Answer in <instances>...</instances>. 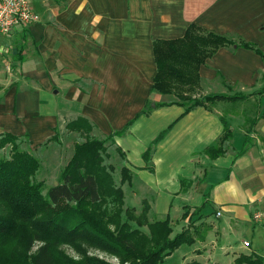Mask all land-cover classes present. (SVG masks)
I'll return each mask as SVG.
<instances>
[{"label":"crops","instance_id":"0c3cea01","mask_svg":"<svg viewBox=\"0 0 264 264\" xmlns=\"http://www.w3.org/2000/svg\"><path fill=\"white\" fill-rule=\"evenodd\" d=\"M28 1L36 21L0 38V134L38 150L54 135L65 138L66 124L78 117L101 139L132 121L113 136L132 172L125 204L139 214L146 207L148 223L168 219L171 237L185 230L193 236L174 251L180 264L262 259L264 241L260 249L255 241L264 233L251 216L264 194V93L253 94L263 87L264 61L229 46L199 67L193 98L248 96L241 101L185 112L152 85L153 42L179 39L191 24L252 43L264 55V0ZM147 103L152 109L143 113ZM224 122L231 135L221 142ZM210 147L223 153L211 158Z\"/></svg>","mask_w":264,"mask_h":264},{"label":"trees","instance_id":"16d2710c","mask_svg":"<svg viewBox=\"0 0 264 264\" xmlns=\"http://www.w3.org/2000/svg\"><path fill=\"white\" fill-rule=\"evenodd\" d=\"M229 46L253 50L264 61L263 53L254 44L217 35L193 24L179 39L155 40L156 73L152 89L162 95L175 96L186 106L185 112L217 101L246 99L248 96L243 94H208L189 102L173 93L177 85L198 88L199 67L219 48ZM262 93L264 77L262 89L253 94ZM162 105L165 104L155 107ZM151 109V104L147 103L142 112L148 113ZM65 128L88 135L94 125L78 117ZM124 129L102 140L90 137L74 143L72 156L57 184L45 194L42 182L35 180L40 169L38 159L20 149L21 137L0 134V149L10 146L9 157L0 158V264H110L87 254L88 249L113 256L119 264H163L180 246L193 243V236L187 230L171 237L168 219L148 223L146 207L138 216L134 215L132 207H125L122 185L131 183L132 172L122 166L120 183L115 184L113 167L104 164L103 155L105 143L113 142V136L123 134ZM230 135L225 123L220 141L224 142ZM162 136L163 133L154 143ZM56 139L54 135L47 143ZM116 150L123 158V153ZM206 152L211 158L223 153L219 147H210ZM150 153L148 149L143 154L147 162ZM185 216L186 213L182 215ZM132 221L137 227H132ZM142 226H146L147 233L140 230ZM62 247L71 248L77 257L66 254ZM184 264L201 263L191 260ZM233 264H264V260L254 254L240 255Z\"/></svg>","mask_w":264,"mask_h":264},{"label":"rangeland","instance_id":"374dc122","mask_svg":"<svg viewBox=\"0 0 264 264\" xmlns=\"http://www.w3.org/2000/svg\"><path fill=\"white\" fill-rule=\"evenodd\" d=\"M173 93L175 94L177 93L178 95L181 96L183 100H189V102H192L195 99H198L197 97L193 98V96L197 95L196 94L197 88L195 87L177 85ZM68 132L65 133L66 135L65 138L61 140H57V142L54 141L50 144H45L41 146V148L38 150H35L33 147H30L23 140L20 141V144H19L20 149L28 151L30 154L36 157L40 163V169L35 175V180L37 182H42L43 184L42 193L43 194H45L46 191L51 186L57 183L62 169L64 168V166L67 164V162L69 161L71 157L73 142L81 143L86 138H90V137L102 140L100 136H97L96 131L93 132V130L88 135L79 134L77 132H73V134L70 135ZM104 147H105L104 153H103L104 164L111 165L113 167L112 176H113L115 184L119 185L120 169L123 166L124 161L120 158L113 142H106ZM9 155H10V146L7 145L4 148L0 149V158H8ZM125 185L126 184L122 185V188ZM129 205H135V202L129 201ZM125 207H129V206L125 204ZM133 213L136 216L139 215V213L136 212L135 209H133ZM130 224L132 225V227H137V225L133 221L130 222ZM140 230H142L144 233H147V229L145 226L140 227ZM263 241H264L263 236L260 235V237H257L255 241V248L260 249L261 248L260 244ZM61 249H63L66 254L72 257H75V258L77 257V255L74 253V251L71 248L62 247ZM87 254L95 255L99 259L104 260L110 264H119V261L114 260L115 257L106 255L104 253H100L94 249H88ZM180 262L181 261L178 258L177 252H174V254L171 257H167L164 259L163 264H180Z\"/></svg>","mask_w":264,"mask_h":264},{"label":"built area","instance_id":"2783aa9c","mask_svg":"<svg viewBox=\"0 0 264 264\" xmlns=\"http://www.w3.org/2000/svg\"><path fill=\"white\" fill-rule=\"evenodd\" d=\"M36 19L28 0H0V38L10 35L16 27L26 26ZM216 215L219 216L220 213ZM251 219L264 233V194ZM243 247L250 248V242L244 241ZM262 259L264 260V253ZM114 260L118 261L116 258Z\"/></svg>","mask_w":264,"mask_h":264},{"label":"water","instance_id":"95a60500","mask_svg":"<svg viewBox=\"0 0 264 264\" xmlns=\"http://www.w3.org/2000/svg\"><path fill=\"white\" fill-rule=\"evenodd\" d=\"M57 183H55L54 185H56Z\"/></svg>","mask_w":264,"mask_h":264}]
</instances>
